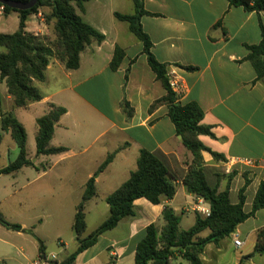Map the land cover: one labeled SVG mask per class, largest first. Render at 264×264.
<instances>
[{"label": "crops", "instance_id": "crops-1", "mask_svg": "<svg viewBox=\"0 0 264 264\" xmlns=\"http://www.w3.org/2000/svg\"><path fill=\"white\" fill-rule=\"evenodd\" d=\"M129 1L134 3V0H90L84 3L83 11L77 8L82 19L103 33L105 39L101 43L92 42L82 51L80 66L76 69H68L64 62L53 57L45 79L34 81L41 100L14 107L7 83L0 78V134L3 135L0 157L10 163L19 155L11 132L1 127L3 114L12 113L26 129L31 161L15 172L2 174L12 180L9 188L4 189L5 196H17L19 200L42 199L41 206L48 211L51 203L48 196L59 200L76 192L83 197L88 180L94 177L96 195L89 201L93 198L106 201L137 169L142 149L160 155L177 178L174 198H162L159 204L137 199L135 215L122 219L115 228L103 233L95 245L77 256L74 264H135L136 246L146 228L150 224H155L160 231L164 228L166 206L180 217V231L191 228L197 215L205 217L197 205L210 208L202 197L190 193L182 181L193 164V154L177 133L168 106L160 104L150 110L166 90L148 64L143 43L130 31L128 22L125 24L126 21L115 16L116 12H135V4L131 11ZM144 9L148 13L141 16V24L152 41V53L160 62L168 64L170 78L178 84V100L183 104L198 103L204 111L201 123L210 126L214 134L198 136L207 148L220 155L215 158L208 150L202 152L208 181L220 191L227 189L231 202L237 204L240 190L249 179L243 209L250 213L264 180V78H257L247 56L250 46L262 40L264 10L248 11L229 0H144ZM49 12V8H44L30 15L26 30L53 41L54 19L47 21L45 17ZM19 26L18 12L0 13V33H14ZM117 46L124 49L125 56L120 67L112 70L110 62ZM124 100L134 110L131 117L123 110ZM52 105L64 107L66 112L55 125L50 146H62L66 150L38 154L37 119L47 114ZM110 154H114L113 159L100 170ZM11 155L13 160L9 159ZM22 191H26L23 197ZM80 202L74 204L76 211ZM36 204L18 201L16 205L31 209ZM184 217L192 223L181 229ZM20 225V231L11 230L19 235L30 232L41 239L35 228ZM261 230H264V209L256 211L218 244L208 243L200 254L203 264H264V254L256 252ZM209 233L207 229L200 237ZM235 236L242 240L239 247L234 244ZM102 240L104 244L98 248ZM44 247L43 243V250L38 248L31 264L41 257L46 259L44 264H56L72 254L53 261L56 255L52 254L55 255L52 259ZM12 248L16 246L0 238V250ZM179 258L182 256L177 254L171 264Z\"/></svg>", "mask_w": 264, "mask_h": 264}, {"label": "trees", "instance_id": "trees-1", "mask_svg": "<svg viewBox=\"0 0 264 264\" xmlns=\"http://www.w3.org/2000/svg\"><path fill=\"white\" fill-rule=\"evenodd\" d=\"M18 1L27 2L29 0ZM87 1L90 0H38L37 4L28 10H16L4 5L6 13L16 11L20 14V26L16 32L0 33V78L5 79L7 83L8 92L13 97L14 107H24L42 99L34 81L45 79L46 69L53 57L64 62L68 69H76L80 66L82 51L94 41L98 43L104 41L105 35L85 22L77 13V8L84 10V3ZM229 1L232 5L242 6L248 11L264 10V0ZM134 4L133 14L116 12L115 16L121 21L128 22L130 31L143 43V53L147 56L148 64L166 90L165 95L157 99L151 105L150 110L160 104L168 106V114L175 124L177 133L183 137L184 145L193 154V164L182 181L190 193L207 201L211 210L210 216L197 215L196 222L191 228L180 231V217L171 207L166 206L163 210V218L166 222L164 228L160 231L155 224H150L146 228L144 237L136 246L135 264H171V259L177 254L189 264H203L200 254L208 243L218 244L221 239L235 232L238 225L255 215L256 211L264 209V180L259 185L250 213H246L243 209L244 190L249 179L240 190V200L237 204L231 202L227 189L220 191L217 185L210 184L205 172L202 152L208 150L215 158L220 155L207 148L198 136L201 134L214 136V134L210 126L201 123L204 111L198 103L183 104L178 100V94L172 87L168 74L169 66L160 62L152 53V41L141 24V16L148 13L144 9V0H134ZM44 8L50 9V12L45 14L46 20L54 19L55 39L53 41L26 30L28 17ZM124 56V49L117 46L110 62V68L117 70ZM247 59L254 66L257 78H264L263 26L262 40L259 44L250 46ZM185 68L195 69L193 66H185ZM129 71L130 68L125 74L126 80ZM122 107L128 117L133 115L134 110L127 100L123 101ZM65 112L64 107L52 105L47 114L37 119L38 154L50 155L66 150V147L50 146L55 125ZM1 127L4 131L11 132L12 138L19 147L17 159L0 169V174H10L31 164L27 152V132L24 125L12 113L3 114ZM2 140L3 135L0 134V145ZM113 157L114 154H110L100 170L104 169ZM176 180V176L160 155L142 149L137 161V169L131 173L126 182L106 198L110 210L109 216L88 236L79 238L77 249L65 260L56 262V264H74L77 256L95 245L103 233L115 228L122 219L135 215L137 199L145 198L153 204H159L162 198H174L177 192ZM95 195V178L92 177L86 184L82 201L75 214L74 227L78 233L77 237L87 228L85 205ZM0 223L9 229L17 231L22 229L20 224L11 223L2 215H0ZM207 229L210 233L205 237H200V234ZM41 250H43V242L40 240ZM256 252L264 254V230L259 232Z\"/></svg>", "mask_w": 264, "mask_h": 264}, {"label": "rangeland", "instance_id": "rangeland-1", "mask_svg": "<svg viewBox=\"0 0 264 264\" xmlns=\"http://www.w3.org/2000/svg\"><path fill=\"white\" fill-rule=\"evenodd\" d=\"M129 4L131 11H133L134 3L132 1L130 3L129 1ZM125 24L128 23L125 22ZM131 36L134 35L131 34ZM9 159L13 160L14 158L11 155ZM8 163L9 160H7V158L0 157V167ZM11 182V177L8 175H0V215L11 223L26 224L30 229L35 228L36 234L41 239H37V237L30 232L19 235L16 231L0 223V238L16 246V248H12L11 250H0V263L2 264H31L38 253L40 240L44 243V248L47 253H50L49 255H56L57 259L53 261L62 260L75 251L78 246L79 238L88 236L93 230L100 226L109 215V205H107V202L105 200L93 198L86 204L85 208L87 228L77 237L78 233L75 234L74 227L76 214L74 204L82 200V195L80 193L75 192L71 197L65 196L59 198V200L56 196H48L47 199L51 203L50 208H48L49 210L46 211L45 207L41 206L42 201H44L42 199L29 200L27 198H22L19 200L17 196H5L4 189L9 188ZM20 194H22L21 196L23 197L26 195V191H22ZM18 201H26L28 204L35 202L37 204L34 208L23 209L27 207L24 205L18 207V205H16ZM56 202H59V204L54 205ZM191 218H193V216H191ZM191 221L190 218L184 217L180 228H188L190 225L189 223H192ZM60 242H63L66 248H64V245H60ZM103 244L104 241L102 240L98 248H101ZM23 253H25L28 258H26ZM103 257L105 259V256ZM187 263L188 262L183 257L173 260V264Z\"/></svg>", "mask_w": 264, "mask_h": 264}, {"label": "built area", "instance_id": "built-area-1", "mask_svg": "<svg viewBox=\"0 0 264 264\" xmlns=\"http://www.w3.org/2000/svg\"><path fill=\"white\" fill-rule=\"evenodd\" d=\"M4 12H5L4 5H1V6H0V13H4ZM168 74H169V73H168ZM169 77H170V75H169ZM170 80H171V85H172V87H173L174 90L176 91V89H177V87H178V84H177L176 82H174L171 78H170ZM197 209H198V211H200L205 217L210 216V213H211L210 208H206V207H202V206H200V205H197ZM234 244H235L236 246L239 247V246L242 245V240H240V238H239L238 236H235V237H234ZM51 258H52V259H55V255H52ZM45 260H46V259H44V258L41 257V258H39L37 261H35L34 264H44Z\"/></svg>", "mask_w": 264, "mask_h": 264}, {"label": "water", "instance_id": "water-1", "mask_svg": "<svg viewBox=\"0 0 264 264\" xmlns=\"http://www.w3.org/2000/svg\"><path fill=\"white\" fill-rule=\"evenodd\" d=\"M38 0H29L27 2L18 1V0H0V3L2 5L9 6L10 8L16 9V10H28L34 7L37 4ZM77 233L75 229V234ZM177 248V247H173Z\"/></svg>", "mask_w": 264, "mask_h": 264}]
</instances>
